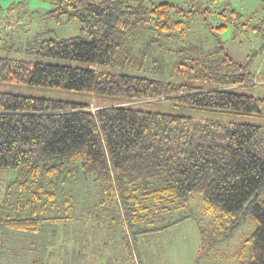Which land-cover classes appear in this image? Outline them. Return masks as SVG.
I'll use <instances>...</instances> for the list:
<instances>
[{
    "label": "trees",
    "instance_id": "1",
    "mask_svg": "<svg viewBox=\"0 0 264 264\" xmlns=\"http://www.w3.org/2000/svg\"><path fill=\"white\" fill-rule=\"evenodd\" d=\"M48 1V13L78 21L80 34L35 38L25 54L85 65L10 56L5 30L23 15L8 9L0 19V82L114 103L91 111L87 104L0 92V171L14 173L0 201V242L5 229L38 232L44 223L68 220V199L64 217L42 216L37 206L53 203L59 179L81 171L114 194L127 231L160 232L191 218L172 214L188 208L194 195L213 216L214 232L233 231L249 215L255 227L240 243V264H264L261 128L228 118L259 112L262 100L240 92L255 81L246 66L221 45L204 50L186 43L192 8L146 0ZM140 103L199 114L152 111ZM154 219L156 226L143 228Z\"/></svg>",
    "mask_w": 264,
    "mask_h": 264
},
{
    "label": "rangeland",
    "instance_id": "2",
    "mask_svg": "<svg viewBox=\"0 0 264 264\" xmlns=\"http://www.w3.org/2000/svg\"><path fill=\"white\" fill-rule=\"evenodd\" d=\"M158 3L194 9L186 43L202 45L204 50L221 45L234 61L244 64L246 72L253 75L254 85L240 92L262 100L259 112L228 118L261 128L257 152L264 155V0H146L147 5ZM8 9H16L23 15L19 24L11 21V26L5 30L6 38L12 42L10 56L33 62L85 65L24 52L35 38L78 36L81 30L78 21L66 22L63 16H51L48 12L52 6L48 0H0V19H4ZM0 92L87 104L91 111L114 103L109 97L28 84L0 82ZM138 105L152 111L199 114L164 103ZM0 173L5 175L0 174L2 199L3 184L11 173ZM103 187L101 183L87 180L81 171L59 179L53 203L42 206L44 200H41L38 214L48 218L64 217V200L68 199L69 219L58 224L45 223L35 233L5 229L0 264H240V243L255 227L251 217L244 214L241 224L233 231L214 232L210 226L214 223L213 216L203 211L201 197L194 195L188 208L172 214L173 218L182 215L191 218L160 232L140 233L139 226L127 231L114 194L107 187L104 192ZM156 225L154 219L153 224L143 228ZM210 239L214 240L207 242Z\"/></svg>",
    "mask_w": 264,
    "mask_h": 264
},
{
    "label": "crops",
    "instance_id": "3",
    "mask_svg": "<svg viewBox=\"0 0 264 264\" xmlns=\"http://www.w3.org/2000/svg\"><path fill=\"white\" fill-rule=\"evenodd\" d=\"M1 172V171H0ZM3 172H5V171H3ZM11 173V175L10 176H8V177H6V179H5V183H7L9 180H11L12 178H13V176H14V173L13 172H10ZM1 175H3V176H5L3 173H0ZM5 183L3 184V188H2V193H3V190H4V186H5ZM2 193H1V197H2ZM0 201H1V199H0ZM45 224V223H44ZM50 224V223H49ZM55 224H58V223H55ZM43 226V225H42ZM41 226V227H42ZM17 231V230H16ZM19 232H22V231H19ZM35 233V232H34ZM2 243V236H1V242H0V248H1V244Z\"/></svg>",
    "mask_w": 264,
    "mask_h": 264
}]
</instances>
